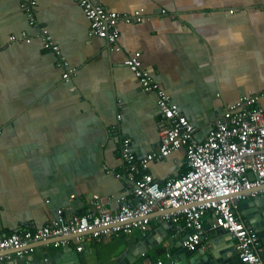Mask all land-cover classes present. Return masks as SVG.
<instances>
[{"label":"crops","instance_id":"0c3cea01","mask_svg":"<svg viewBox=\"0 0 264 264\" xmlns=\"http://www.w3.org/2000/svg\"><path fill=\"white\" fill-rule=\"evenodd\" d=\"M23 1L0 0V236L43 226L59 209L67 216L118 210L132 184L120 158L122 137L143 157L159 144L163 118L157 94L143 90L125 63L135 52L201 141L227 105L264 90V0H95L121 13L145 10L137 22H120L121 51L89 35L75 0H35L39 23L77 68L70 81L40 40L9 43L14 33H36ZM185 158V148L178 149L151 162L150 172L164 182L186 171ZM248 201L240 206L244 219ZM156 217L149 232L161 226ZM168 231L159 247L148 245V257L165 261L178 251L182 238L173 237L172 224ZM209 232L211 242L216 231ZM144 237L135 230L69 246L81 264H117L130 250L142 256ZM57 250L40 242L32 255L49 260Z\"/></svg>","mask_w":264,"mask_h":264},{"label":"built area","instance_id":"2783aa9c","mask_svg":"<svg viewBox=\"0 0 264 264\" xmlns=\"http://www.w3.org/2000/svg\"><path fill=\"white\" fill-rule=\"evenodd\" d=\"M75 1L89 20V35L106 40L113 51L122 50L120 22H137L145 12L141 8L134 13H121L95 0ZM36 3L25 0L21 4L29 24L36 29L35 35L25 30L14 33L9 36V43L40 40L45 49L56 54L58 67L64 69V80L70 81L77 68L62 53L49 29L39 23ZM161 13L167 14V10L162 9ZM140 56L137 51L125 63L143 90L157 94L163 118L159 144L143 157L134 153L130 138L122 137L120 158L132 184L120 197L118 210L109 212L99 207L96 213L67 216L59 209L57 217L43 226L31 225L0 236V261L11 258L6 251L13 250V256L24 258L36 251L37 243L51 240L55 248L73 242L81 249L83 240L95 235H120L135 230L146 235L157 214L160 225L171 223L173 237L181 236L182 246L189 250L207 249L209 231L222 230L233 238L241 264H264L261 235L240 213L244 201L264 200V106L260 102L264 90L242 95L227 105L201 141L196 137L197 127L173 103ZM181 148L186 150V171L164 182L157 180L150 172L151 162L167 158ZM107 171L120 175L114 168ZM167 255L171 257V253ZM142 257L144 264H164V260H152L145 253Z\"/></svg>","mask_w":264,"mask_h":264},{"label":"water","instance_id":"95a60500","mask_svg":"<svg viewBox=\"0 0 264 264\" xmlns=\"http://www.w3.org/2000/svg\"><path fill=\"white\" fill-rule=\"evenodd\" d=\"M246 205L249 206V210L246 212L245 219L260 233L261 242L264 247V200L253 199L248 201L244 206ZM169 225H171V223L164 222L161 224L160 228L145 235L142 240L144 242L140 244L142 250L146 247V249L142 251L143 253L147 255V251H149L148 245L156 248L159 247L162 242H165L168 234H171V232L168 231ZM156 234L159 235L158 239L154 237ZM48 242L50 243L53 241ZM170 243L171 246H169L172 247V245H174L173 241ZM181 243L182 240L177 244V246L180 247L178 251L171 254V257L167 258L164 264H241L237 257V252L234 249L233 238L222 230L215 233L207 249L198 248L189 250L183 247ZM8 252L11 254L14 253L13 250ZM138 252L139 250H130L123 259L117 262V264H144V257L142 258L141 255L139 256L137 254ZM48 254H45L44 258L47 259ZM66 254L68 256L64 257ZM262 254H264V250ZM52 257L53 258L49 260H41V258L35 255L24 258L13 257L8 261H0V264H81L80 253L78 250H73L72 246L63 247V249L58 248L56 254ZM150 258L154 260V257ZM49 261L51 263H49Z\"/></svg>","mask_w":264,"mask_h":264},{"label":"trees","instance_id":"16d2710c","mask_svg":"<svg viewBox=\"0 0 264 264\" xmlns=\"http://www.w3.org/2000/svg\"><path fill=\"white\" fill-rule=\"evenodd\" d=\"M29 43H31V42H29Z\"/></svg>","mask_w":264,"mask_h":264},{"label":"clouds","instance_id":"9594fccd","mask_svg":"<svg viewBox=\"0 0 264 264\" xmlns=\"http://www.w3.org/2000/svg\"><path fill=\"white\" fill-rule=\"evenodd\" d=\"M187 167V166H186Z\"/></svg>","mask_w":264,"mask_h":264}]
</instances>
